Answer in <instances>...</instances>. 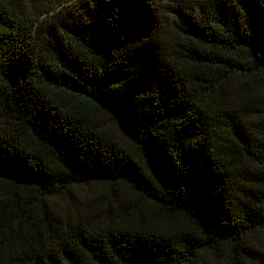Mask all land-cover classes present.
<instances>
[{
  "label": "trees",
  "instance_id": "1",
  "mask_svg": "<svg viewBox=\"0 0 264 264\" xmlns=\"http://www.w3.org/2000/svg\"><path fill=\"white\" fill-rule=\"evenodd\" d=\"M203 254L264 264V0H0V264Z\"/></svg>",
  "mask_w": 264,
  "mask_h": 264
},
{
  "label": "rangeland",
  "instance_id": "2",
  "mask_svg": "<svg viewBox=\"0 0 264 264\" xmlns=\"http://www.w3.org/2000/svg\"><path fill=\"white\" fill-rule=\"evenodd\" d=\"M162 4H170L172 0H155ZM76 201L81 204V206L85 209L88 207H93L96 210L103 209L104 205L101 204L102 200L104 199L103 190L99 187L90 186L84 187L77 190L76 194ZM201 260L195 261L194 264H209L211 261V257L209 255H201Z\"/></svg>",
  "mask_w": 264,
  "mask_h": 264
}]
</instances>
